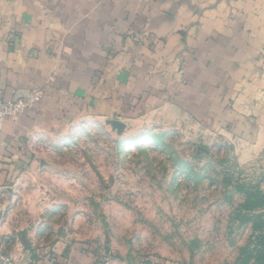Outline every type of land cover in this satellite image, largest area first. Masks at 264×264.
Listing matches in <instances>:
<instances>
[{
	"label": "crops",
	"instance_id": "obj_1",
	"mask_svg": "<svg viewBox=\"0 0 264 264\" xmlns=\"http://www.w3.org/2000/svg\"><path fill=\"white\" fill-rule=\"evenodd\" d=\"M0 88L7 101L44 93L0 134L3 192L29 166L34 135L129 105L153 124L215 115L264 155V0H0ZM47 250L13 257L95 263L73 244Z\"/></svg>",
	"mask_w": 264,
	"mask_h": 264
},
{
	"label": "rangeland",
	"instance_id": "obj_2",
	"mask_svg": "<svg viewBox=\"0 0 264 264\" xmlns=\"http://www.w3.org/2000/svg\"><path fill=\"white\" fill-rule=\"evenodd\" d=\"M135 112L34 135L0 191V245L38 258L73 244L96 264H264V155L215 115L163 125Z\"/></svg>",
	"mask_w": 264,
	"mask_h": 264
},
{
	"label": "built area",
	"instance_id": "obj_3",
	"mask_svg": "<svg viewBox=\"0 0 264 264\" xmlns=\"http://www.w3.org/2000/svg\"><path fill=\"white\" fill-rule=\"evenodd\" d=\"M43 91L35 89L26 97L19 96L12 100H5L0 88V134L8 120H16L30 110L41 98ZM102 264H111V255L103 254ZM0 264H20L14 257L0 245Z\"/></svg>",
	"mask_w": 264,
	"mask_h": 264
},
{
	"label": "trees",
	"instance_id": "obj_4",
	"mask_svg": "<svg viewBox=\"0 0 264 264\" xmlns=\"http://www.w3.org/2000/svg\"><path fill=\"white\" fill-rule=\"evenodd\" d=\"M254 200H251V197L248 198L247 200V208H253V206H255L258 203V197L256 195H253Z\"/></svg>",
	"mask_w": 264,
	"mask_h": 264
}]
</instances>
